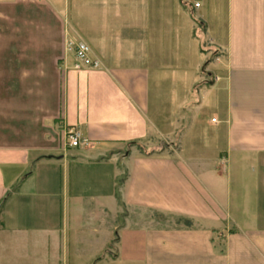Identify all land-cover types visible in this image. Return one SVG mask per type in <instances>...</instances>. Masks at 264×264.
I'll use <instances>...</instances> for the list:
<instances>
[{
	"label": "crops",
	"instance_id": "crops-1",
	"mask_svg": "<svg viewBox=\"0 0 264 264\" xmlns=\"http://www.w3.org/2000/svg\"><path fill=\"white\" fill-rule=\"evenodd\" d=\"M198 1L76 0L99 67L65 62L61 118L84 144L0 146V264H264V0ZM169 131L178 158L120 161Z\"/></svg>",
	"mask_w": 264,
	"mask_h": 264
},
{
	"label": "rangeland",
	"instance_id": "rangeland-1",
	"mask_svg": "<svg viewBox=\"0 0 264 264\" xmlns=\"http://www.w3.org/2000/svg\"><path fill=\"white\" fill-rule=\"evenodd\" d=\"M53 2L0 0V146L41 148L44 150L43 154L54 155L70 149L61 118L65 62L68 60L70 63V59L74 61L73 46L86 43L72 31L79 11L75 8L76 0ZM90 55L94 63L85 69L98 68L99 63L93 59L92 53ZM212 59L210 63H216L215 57ZM207 66L201 67L200 72L208 83L211 80L206 77ZM178 118V126L184 128L186 122L183 120V112ZM212 123L216 121L213 122L212 119ZM171 132L161 136L151 134L138 143H129L120 153V161L130 150H135L141 155L178 158L181 156L178 153L179 140L173 137ZM71 150L69 152L76 154L77 148ZM92 156L94 157V154H85V158ZM123 177L120 176L117 184ZM60 183L55 207L61 212L66 187L62 179ZM39 189L41 191V186ZM40 191L39 196L42 194ZM40 200L43 199L35 196L23 203L31 211H43V207L50 203L46 204ZM117 201L120 202L118 197ZM108 202L107 199L100 200V203L84 200L71 203L68 208L71 211L99 212L102 205L107 208L111 206ZM21 204V210L25 211ZM108 210L111 216L113 211L110 208ZM101 219L105 220L103 217ZM101 219H98L99 225L102 223ZM92 220L95 219L84 218V223L91 225ZM120 221L121 216L115 219L116 224ZM104 255L105 253L101 252L100 256Z\"/></svg>",
	"mask_w": 264,
	"mask_h": 264
},
{
	"label": "built area",
	"instance_id": "built-area-1",
	"mask_svg": "<svg viewBox=\"0 0 264 264\" xmlns=\"http://www.w3.org/2000/svg\"><path fill=\"white\" fill-rule=\"evenodd\" d=\"M193 8H199L198 0H191ZM72 53L74 57L73 69L80 71L90 66L94 62L91 59L90 48L84 43H78L72 48ZM214 81H217V78H214ZM215 122V119H213ZM65 136L67 139L68 148H78L82 145V135L76 128H66Z\"/></svg>",
	"mask_w": 264,
	"mask_h": 264
}]
</instances>
